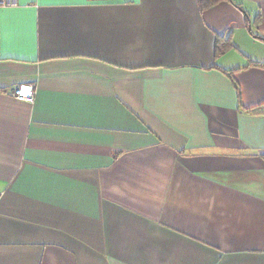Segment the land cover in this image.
Masks as SVG:
<instances>
[{"label":"crops","instance_id":"1","mask_svg":"<svg viewBox=\"0 0 264 264\" xmlns=\"http://www.w3.org/2000/svg\"><path fill=\"white\" fill-rule=\"evenodd\" d=\"M233 1L0 7V264H264V0Z\"/></svg>","mask_w":264,"mask_h":264},{"label":"trees","instance_id":"2","mask_svg":"<svg viewBox=\"0 0 264 264\" xmlns=\"http://www.w3.org/2000/svg\"><path fill=\"white\" fill-rule=\"evenodd\" d=\"M224 1H229L232 2L235 6L241 9V5L238 2H234L233 0H196L197 6L199 10L203 11L206 10L210 7H213L214 5L224 2ZM243 10V9H242ZM247 15V13H246ZM260 13L257 12L255 15V21L257 22L259 19ZM230 46V42L227 39H221V38H216L215 40V46H214V56L217 57L220 54H222L228 47ZM218 70L223 72L224 74L232 75V72L236 71L237 69H223L221 67H216ZM264 107V104L258 105L256 107H250V108H245L247 111L251 112H260L262 108Z\"/></svg>","mask_w":264,"mask_h":264},{"label":"built area","instance_id":"3","mask_svg":"<svg viewBox=\"0 0 264 264\" xmlns=\"http://www.w3.org/2000/svg\"><path fill=\"white\" fill-rule=\"evenodd\" d=\"M17 0H0V7L15 6ZM13 94L21 99L31 101L34 95V86L32 84H22L15 87Z\"/></svg>","mask_w":264,"mask_h":264}]
</instances>
